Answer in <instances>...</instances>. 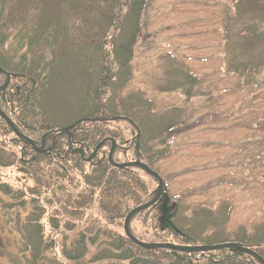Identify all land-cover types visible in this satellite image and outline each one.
Masks as SVG:
<instances>
[{
	"label": "trees",
	"instance_id": "1",
	"mask_svg": "<svg viewBox=\"0 0 264 264\" xmlns=\"http://www.w3.org/2000/svg\"><path fill=\"white\" fill-rule=\"evenodd\" d=\"M146 2L0 0V68L10 76L8 86L0 91V110L36 147L44 143V151L36 152L0 117V170L15 172L14 183L0 176V193L5 198L3 208L26 214L21 218L16 212L13 219L24 235V264H260L232 249L191 254L144 249L124 233L127 214L154 198L157 181L138 167L111 166L107 154L112 142L116 144L115 163L139 159L156 172L155 165L164 158L166 134L187 117L177 105L157 107L141 91L119 96L130 77ZM233 2L264 24V0ZM254 31L247 30L253 40L241 46L246 54L262 42L259 37L264 38ZM63 46L72 47L82 57L86 73L92 70L82 81L78 75L81 84L73 85L76 75L66 55L57 50ZM246 64L263 66L264 54L240 64L234 72L246 70ZM168 73L171 77L163 83L162 92L184 86L183 95L188 99L197 81L195 75L185 66L168 69ZM5 80L0 73V86ZM59 84L74 88L71 95L76 108L68 107L70 114L50 103ZM73 124L70 139L67 133H58ZM103 141L94 159L87 162L85 158ZM159 205L157 201L131 217L129 230L137 240L181 246L231 241L251 248L264 261V222L253 234L242 229L234 238L221 236L219 241L214 237L221 231L224 217L215 216L211 209L176 203L169 226L160 222Z\"/></svg>",
	"mask_w": 264,
	"mask_h": 264
},
{
	"label": "rangeland",
	"instance_id": "2",
	"mask_svg": "<svg viewBox=\"0 0 264 264\" xmlns=\"http://www.w3.org/2000/svg\"><path fill=\"white\" fill-rule=\"evenodd\" d=\"M250 28L264 34V24L233 0H147L130 77L119 92L127 96L141 91L157 107L177 105L187 116L166 134L164 158L155 169L164 180L172 208L176 203L207 207L215 216L224 217L214 237L219 241L221 236L234 238L242 229L253 234L264 222V65L246 64V70L234 72L240 64L264 54V38L257 33L262 42L252 45L247 54L241 51L247 40H253V35H247ZM57 50L66 55L76 75L73 85L92 73L89 69L86 73L82 57L72 47ZM178 66H185L197 78L188 99L184 86L175 92L161 89L171 77L168 69ZM61 84L50 103L67 109L66 115L71 113L68 107L76 108L72 105L74 88ZM55 115L60 113L55 111ZM0 176L15 182L14 171L0 170ZM3 199L0 193V264H24V235L13 219L16 212L21 218L26 214L22 210L10 213L3 208ZM50 210L46 209L47 214Z\"/></svg>",
	"mask_w": 264,
	"mask_h": 264
},
{
	"label": "water",
	"instance_id": "3",
	"mask_svg": "<svg viewBox=\"0 0 264 264\" xmlns=\"http://www.w3.org/2000/svg\"><path fill=\"white\" fill-rule=\"evenodd\" d=\"M0 73L4 74L6 76V82L0 87V90H3L7 87L9 81H10V76L9 74H7L5 71H3L0 68ZM0 117L6 122V124L9 126V128L12 130V132L18 137L23 139L25 142H27L28 144L34 146L33 142L31 140H29L27 137L23 136L14 126V124L11 122V120L0 110ZM115 119H119L115 118ZM84 120H90V121H95L96 119H84ZM83 121V120H81ZM73 127L69 126L68 128H65L64 130H60L59 132H68L69 129H71ZM104 141L101 142L100 144H98L96 146V148L93 150L92 154L86 158L85 160L87 162H90L96 155V153L98 152V150L103 146ZM116 146L113 143L112 148L109 151L108 154V161L109 163L118 169H122V168H129V167H138L141 170H143L146 174H148L149 176H151L152 178H154L158 185L156 188V194L155 197L141 205L138 206L136 208H134L133 210H131L123 223V229H124V233L127 236V238L129 240H131L133 243H135L136 245L144 248V249H168L171 251H178V252H184V253H204V252H211V251H215V250H220V249H232L235 250L236 252L239 253H243L249 256H252L253 258H255L260 264H264V261L262 260V258L253 250L243 247L241 244H237V243H223V244H216V245H202V246H179V245H173V244H169V243H145V242H141L139 240H137L131 233L129 230V221L130 218L139 213L140 211L146 210L148 209L150 206H152L161 196H163V200L160 206V209L162 211V216H161V223L162 224H169L170 223V217L171 214L169 213V211L171 210V208L168 206V197L164 194V183L163 180L159 177L158 174H156L153 170H151L146 164L142 163L139 159H136L135 161L132 162H124V163H114L112 161V154L115 150ZM37 151H39L40 149L37 148ZM80 155L83 157V151L80 150Z\"/></svg>",
	"mask_w": 264,
	"mask_h": 264
}]
</instances>
